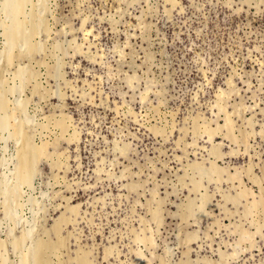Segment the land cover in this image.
<instances>
[{"label": "rangeland", "instance_id": "1", "mask_svg": "<svg viewBox=\"0 0 264 264\" xmlns=\"http://www.w3.org/2000/svg\"><path fill=\"white\" fill-rule=\"evenodd\" d=\"M39 242L264 264V0H0V264Z\"/></svg>", "mask_w": 264, "mask_h": 264}, {"label": "bare ground", "instance_id": "2", "mask_svg": "<svg viewBox=\"0 0 264 264\" xmlns=\"http://www.w3.org/2000/svg\"><path fill=\"white\" fill-rule=\"evenodd\" d=\"M18 3V2H17ZM18 4H16L13 8V12L17 13L19 11L18 9ZM10 54V53H9ZM24 78V77H23ZM143 96V95H142ZM66 105V104H65ZM66 122V121H65ZM64 122V125H65ZM19 127L15 128V131L18 133L19 131ZM76 136V135H75ZM77 139V138H76ZM217 147V146H216ZM42 152V148L41 147H33L29 144L27 138L24 139V143L22 148L19 150V161H20V174L25 178L28 175V171L30 169V165H31V160L33 158V156L36 153H41ZM221 154V153H220ZM39 156V155H38ZM32 157V158H31ZM14 172V171H13ZM18 177V176H17ZM21 185V184H20ZM250 206V205H249ZM253 209V208H252ZM161 216V215H160ZM57 222V221H56ZM59 223V222H58ZM57 224V223H56ZM59 226V224H58ZM19 238V237H18ZM62 238V237H61ZM59 246V245H58ZM52 248V244L50 243H46V242H39L37 245V258H36V263L37 264H44L45 260H44V253L45 251L48 249ZM59 248V247H58ZM53 251V250H52ZM51 251V252H52ZM57 254V253H56ZM30 256V255H29ZM31 259V257H29ZM24 259V258H23ZM27 259V258H26ZM25 259V260H26ZM51 259V258H50ZM47 264V263H46ZM78 264H87V261L85 258H80Z\"/></svg>", "mask_w": 264, "mask_h": 264}]
</instances>
